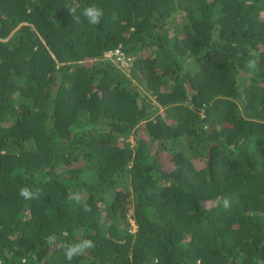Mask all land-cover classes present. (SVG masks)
<instances>
[{"label": "trees", "instance_id": "1", "mask_svg": "<svg viewBox=\"0 0 264 264\" xmlns=\"http://www.w3.org/2000/svg\"><path fill=\"white\" fill-rule=\"evenodd\" d=\"M0 262L264 264V0H0Z\"/></svg>", "mask_w": 264, "mask_h": 264}, {"label": "clouds", "instance_id": "2", "mask_svg": "<svg viewBox=\"0 0 264 264\" xmlns=\"http://www.w3.org/2000/svg\"><path fill=\"white\" fill-rule=\"evenodd\" d=\"M74 11L75 9L69 6V12L71 15H73ZM82 15L90 25H98L101 22L104 12L102 8L96 5H91L83 9ZM251 66L252 65H250V67ZM38 194V189L33 191V189L27 186L22 187L19 191V195L25 200L36 199ZM74 199L76 203H81V196L79 193L75 194ZM228 206L229 201L225 199L224 207L227 208ZM84 211L89 212L91 209L87 205H84ZM47 243L53 248L62 249L65 260L68 262H71L74 257L85 253L87 250L95 248L94 242L90 239H81L79 242L66 243L59 241L54 235H51L47 238ZM0 264H2V262H0Z\"/></svg>", "mask_w": 264, "mask_h": 264}, {"label": "built area", "instance_id": "3", "mask_svg": "<svg viewBox=\"0 0 264 264\" xmlns=\"http://www.w3.org/2000/svg\"><path fill=\"white\" fill-rule=\"evenodd\" d=\"M113 53H115V55L119 54L118 51H115ZM110 55H112V52H110L107 56H110ZM118 60H120L121 62H124V59L122 57H119Z\"/></svg>", "mask_w": 264, "mask_h": 264}, {"label": "rangeland", "instance_id": "4", "mask_svg": "<svg viewBox=\"0 0 264 264\" xmlns=\"http://www.w3.org/2000/svg\"><path fill=\"white\" fill-rule=\"evenodd\" d=\"M161 112V111H160ZM131 141V140H130Z\"/></svg>", "mask_w": 264, "mask_h": 264}]
</instances>
